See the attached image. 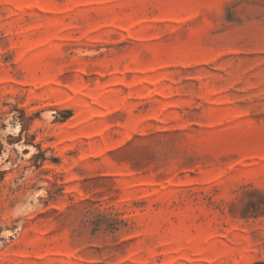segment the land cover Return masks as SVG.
Listing matches in <instances>:
<instances>
[{"label": "rangeland", "instance_id": "374dc122", "mask_svg": "<svg viewBox=\"0 0 264 264\" xmlns=\"http://www.w3.org/2000/svg\"><path fill=\"white\" fill-rule=\"evenodd\" d=\"M0 264H264V0H0Z\"/></svg>", "mask_w": 264, "mask_h": 264}]
</instances>
